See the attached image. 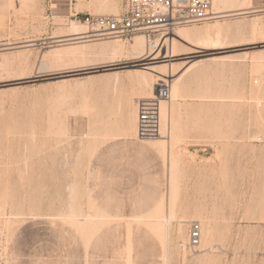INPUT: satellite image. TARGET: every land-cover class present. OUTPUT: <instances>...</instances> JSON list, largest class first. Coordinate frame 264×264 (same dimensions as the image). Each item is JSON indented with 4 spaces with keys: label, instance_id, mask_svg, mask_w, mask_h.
Segmentation results:
<instances>
[{
    "label": "rangeland",
    "instance_id": "rangeland-1",
    "mask_svg": "<svg viewBox=\"0 0 264 264\" xmlns=\"http://www.w3.org/2000/svg\"><path fill=\"white\" fill-rule=\"evenodd\" d=\"M104 1L0 0V264H264V0H217L219 45L169 40L214 20L143 58L135 36L63 44L125 2ZM165 84L166 138L140 139L136 104Z\"/></svg>",
    "mask_w": 264,
    "mask_h": 264
},
{
    "label": "built area",
    "instance_id": "built-area-1",
    "mask_svg": "<svg viewBox=\"0 0 264 264\" xmlns=\"http://www.w3.org/2000/svg\"><path fill=\"white\" fill-rule=\"evenodd\" d=\"M214 0H125L118 16H74V22L84 29L89 39H125L140 35L146 47L153 51L176 28L209 21ZM171 87L161 86L155 96L140 99L137 106V133L140 139L159 141L167 134L159 102L170 99ZM201 226L192 223L188 233L191 247L199 245Z\"/></svg>",
    "mask_w": 264,
    "mask_h": 264
},
{
    "label": "bare ground",
    "instance_id": "bare-ground-1",
    "mask_svg": "<svg viewBox=\"0 0 264 264\" xmlns=\"http://www.w3.org/2000/svg\"><path fill=\"white\" fill-rule=\"evenodd\" d=\"M93 2H96V4L98 3V2H103L102 0H92ZM220 1V0H219ZM226 1V0H225ZM243 2L242 3H246V1L244 2V0H242ZM23 2V1H22ZM92 2V3H93ZM105 2V1H104ZM216 2H217V0H214L213 1V5H212V10H211V12H212V15H213V17H211L209 20H214L215 21V25L214 26H212V27H209V28H205L204 30H193V31H190V32H186V33H184V32H182V30H181V32H179L180 30H174L175 32H173V38H170L169 40L173 43H175V39H182L183 37H185L186 38V40H187V38H188V40H189V42L188 43H190L189 45H192V44H194V45H204V46H210V45H219V44H221V41H222V38L224 37V36H227L228 35V31H225L223 28H222V26L220 25V23L221 22H223L224 21V19H226V18H228V17H232L233 15H230V14H222V12L220 11L222 8H220L221 6H223L222 4L224 3V1L222 0V1H220V3H219V5H220V7L219 6H217L216 5ZM241 2V1H240ZM249 2V1H248ZM96 4H95V6H96ZM102 4V3H101ZM104 4V3H103ZM103 4H102V6H103ZM230 4H231V2H230ZM248 4V3H247ZM94 5V4H93ZM100 5V4H99ZM227 5V4H226ZM225 5V6H226ZM243 5V4H242ZM241 5V7H243ZM250 5V4H249ZM98 6V5H97ZM97 6H96V8H97ZM231 6H232V4H231ZM234 6V5H233ZM248 6V5H247ZM91 7H92V5H91ZM100 7V6H99ZM237 7V6H236ZM240 7V5H239V8L238 9H240L241 8ZM249 7V6H248ZM247 7V8H248ZM101 9H102V7H100ZM100 8H97V10L99 11V9ZM229 9H230V7H228ZM226 8L224 7V10H225ZM96 10V11H97ZM103 10H104V7H103ZM102 10V11H103ZM109 10V9H108ZM233 10V9H232ZM110 11V10H109ZM263 11H264V9H263ZM260 12V11H259ZM97 13V12H96ZM99 14L101 13H103V12H98ZM238 13V12H237ZM250 13V12H249ZM243 15L244 13L242 12V13H238V14H235V15ZM245 15H247V14H245ZM57 19H63V18H57ZM56 19V20H57ZM67 19V18H66ZM73 23V22H72ZM60 27V26H59ZM67 27V26H66ZM61 31V30H60ZM184 31V30H183ZM62 32V31H61ZM63 33V32H62ZM66 36L65 37H67L65 40H62V42H63V44H64V42H70L71 44L70 45H74L75 46V44L76 45H79V44H81V45H83V44H88V42H91L92 40L91 39H89L90 37L89 36H86L85 34V31H84V29L83 28H81L77 23L75 24V22H74V24H69V26H68V28L66 29ZM57 34H59V33H57ZM61 41H60V44L62 43ZM108 43V42H107ZM113 43H114V41H113ZM120 43V42H119ZM116 44V45H109V44H106V45H103V46H100L99 47V49H100V51L99 52H102V53H100L101 55L103 54V56L105 55L106 57L107 56H109L111 59L112 58H116V57H118L119 59H120V56H121V54H123L126 50L124 49V47H125V45H120V44ZM185 43V42H184ZM188 43H187V45H188ZM129 45H130V47H129V52H131L132 54H134V56H132V57H135V55H137L136 56V58L138 57H141V58H143V57H145V56H143L144 54H145V52H147V47H146V43H145V41H144V38L142 37V36H140V35H137V36H135L132 40H130V42H129ZM172 45V44H171ZM28 46H30V45H28ZM65 46H67L66 44H65ZM174 46V45H173ZM173 46H170L171 48L173 47ZM22 47V46H21ZM60 47V46H59ZM68 47H70V46H68ZM163 47H164V45H163ZM175 47V46H174ZM173 47V48H174ZM194 47V46H193ZM196 47V46H195ZM54 48H56V47H54ZM61 48H63V46L61 47ZM70 48H72V47H70ZM170 48V49H171ZM219 48V47H218ZM9 49V48H8ZM13 49V48H12ZM57 49V48H56ZM159 49V48H158ZM157 49V50H158ZM168 49V48H167ZM209 49V48H208ZM213 49V48H212ZM222 48H220L219 50H221ZM58 50V49H57ZM74 50H75V48H74ZM215 50H218V49H216V47H215ZM80 51V50H79ZM127 51H128V49H127ZM159 52L158 53H160V52H162V48L160 49V50H158ZM56 53H58V52H60V51H55ZM54 51H53V53H55ZM64 52V51H63ZM67 52H69V51H67ZM72 52V51H71ZM74 52V51H73ZM167 52V51H166ZM25 53V52H24ZM149 53V52H148ZM150 53H152V52H150ZM157 53V52H156ZM170 53V52H169ZM29 54V53H28ZM50 54H52V53H50ZM49 54V55H50ZM66 54H69V53H66ZM65 54V55H66ZM73 54H75V53H73ZM80 54H81V52H80ZM80 54H77V55H80ZM89 54V53H88ZM96 54V53H95ZM163 54V53H162ZM172 54V53H171ZM48 55V54H47ZM62 55H64V54H62ZM61 55V56H62ZM70 55V54H69ZM81 55H83V54H81ZM85 55V54H84ZM100 55V56H101ZM147 55V54H146ZM56 57H57V54L55 55ZM72 56V55H71ZM88 56V55H87ZM90 56V55H89ZM91 56H94V55H91ZM95 56H97V55H95ZM125 57L127 56V55H124ZM171 56V55H170ZM123 57V56H122ZM129 57V56H128ZM131 57V56H130ZM151 57V56H150ZM172 57V56H171ZM58 58V57H57ZM140 58V59H141ZM159 58V57H158ZM165 58V57H164ZM167 58V57H166ZM26 59V58H25ZM110 59V60H111ZM153 59H156V58H154L153 57ZM51 60V59H50ZM114 60V59H113ZM117 60V59H116ZM55 61V60H54ZM120 61V60H119ZM25 62V61H24ZM23 62V63H24ZM111 62V61H110ZM118 62V61H117ZM169 62V61H168ZM171 62V61H170ZM22 63V64H23ZM164 65V64H163ZM84 66V65H83ZM153 66V65H152ZM24 67V66H23ZM148 67V66H147ZM170 67H171V64L170 63H167V68H169L170 69ZM149 68V67H148ZM147 70V69H146ZM115 78H116V76H115ZM119 78V77H118ZM115 80V79H114ZM143 82H144V84L148 87V94H149V96L150 95H152V92H153V89H155V82H154V79H150V81H148L146 78H144V80H143ZM116 83H117V81H116ZM81 84V83H80ZM113 84H114V82H113ZM85 87V86H84ZM175 96V88L174 87H172V95H171V97L172 98H175L174 97ZM143 97V96H142ZM144 98V97H143ZM147 98H149V97H147ZM171 98V99H172ZM142 99V98H141ZM145 99V98H144ZM176 99V98H175ZM160 104V105H159ZM158 105H159V112H160V116L162 117V118H167V113H166V110H165V107H161V103H159ZM170 113V112H169ZM161 120H163V119H161ZM131 122V121H130ZM135 124V123H134ZM130 125V124H129ZM66 126V125H65ZM134 128V127H133ZM132 131V130H131ZM176 138V137H175ZM155 147V146H154ZM165 147V146H164ZM172 149V148H171ZM160 152V151H159ZM169 152H170V150H169ZM172 152V151H171ZM161 153V152H160ZM170 154H172V155H170ZM169 155L171 156V158H170V163L169 164H171L170 165V167L174 164V166H175V163L174 162H177V160L175 161L174 160V157H172L173 156V153H169ZM168 155V156H169ZM169 156V157H170ZM174 156H176V155H174ZM165 157V156H164ZM176 158H177V156H176ZM169 162V161H168ZM171 170H173L174 171V169H172V167H171ZM171 174H173V173H171ZM170 177H172V179H173V175L171 176L170 175ZM176 179V178H175ZM170 185L173 183V185H175V181L174 182H172V180H170ZM176 186H174V187H170L171 189H173L174 190V188H175ZM172 190V193L173 194H175L174 193V191ZM176 190V189H175ZM175 196V195H174ZM173 196V197H174ZM171 197H172V195H171ZM173 201H174V198H173ZM173 203V202H172ZM170 205H171V203H170ZM154 212H156L155 210H154ZM73 213V212H72ZM74 215V214H73ZM89 215H87V217H88ZM154 217H158V215H156V216H154ZM74 218V217H73ZM152 218V217H151ZM87 219V218H86ZM99 219H101V218H99ZM154 219V218H153ZM161 219V218H160ZM154 220H156V219H154ZM159 220V219H158ZM162 220V219H161ZM154 223V222H153ZM157 226H159V223H157L156 224ZM164 226V225H163ZM208 227H210V225L208 226ZM164 228V227H163ZM164 230V229H163ZM208 231H209V229H208ZM207 231V232H208ZM206 232V233H207ZM208 234V233H207ZM206 236V235H205ZM208 236V235H207ZM206 239V238H205ZM206 241V240H205ZM204 241V242H205Z\"/></svg>",
    "mask_w": 264,
    "mask_h": 264
},
{
    "label": "crops",
    "instance_id": "crops-1",
    "mask_svg": "<svg viewBox=\"0 0 264 264\" xmlns=\"http://www.w3.org/2000/svg\"><path fill=\"white\" fill-rule=\"evenodd\" d=\"M53 7H56V5H52Z\"/></svg>",
    "mask_w": 264,
    "mask_h": 264
}]
</instances>
